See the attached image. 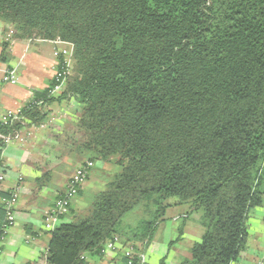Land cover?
<instances>
[{
    "label": "trees",
    "instance_id": "obj_1",
    "mask_svg": "<svg viewBox=\"0 0 264 264\" xmlns=\"http://www.w3.org/2000/svg\"><path fill=\"white\" fill-rule=\"evenodd\" d=\"M0 24L3 62L13 40L68 50L56 56L49 85L0 120V134L11 137H0L6 173L8 142L61 104L67 115L48 133L46 164L68 156L87 171L72 192L75 171L44 213L45 264H93L107 253L148 264L168 209L180 205L201 212L204 228L180 264H234L251 210L264 206V0H0ZM98 163L119 170L77 214L73 202ZM15 190L0 191V254L12 226L3 199ZM138 207L144 218L125 223ZM116 239L119 249L109 250Z\"/></svg>",
    "mask_w": 264,
    "mask_h": 264
},
{
    "label": "crops",
    "instance_id": "obj_2",
    "mask_svg": "<svg viewBox=\"0 0 264 264\" xmlns=\"http://www.w3.org/2000/svg\"><path fill=\"white\" fill-rule=\"evenodd\" d=\"M4 38L3 26L0 24V58ZM9 49L8 61L0 60V120L8 111L17 110L31 100L35 90L46 88L54 78L58 62L54 54L56 47L51 42L42 44L39 41L13 40ZM7 69L17 71L18 83L2 80ZM49 108L52 111L49 119L58 118L59 121L66 117L61 115V104L52 103ZM50 130L51 127L45 124L25 129L21 132L24 140L20 137L12 139L2 151V162L7 173L5 190H14L17 186L20 188L19 199L14 206L16 223L7 229L0 264H45L43 254L50 236L44 229V213L66 188L78 166L68 156L58 163L46 164L48 156L44 151ZM107 166L102 163L98 169L103 171ZM44 171L50 172V175L39 184L36 179ZM93 171L82 193L73 202L77 214L83 211L82 198L94 176ZM200 216L199 212L191 214L188 205L170 207L167 211L169 221L161 224L150 246L148 264H159L163 257H166V264H180L204 232ZM180 226H183L182 239L170 248L169 242L178 235ZM248 231L246 246L234 264H258L264 255V206L251 210ZM93 264H123V259L121 255L107 253L94 257Z\"/></svg>",
    "mask_w": 264,
    "mask_h": 264
},
{
    "label": "rangeland",
    "instance_id": "obj_3",
    "mask_svg": "<svg viewBox=\"0 0 264 264\" xmlns=\"http://www.w3.org/2000/svg\"><path fill=\"white\" fill-rule=\"evenodd\" d=\"M8 39L10 38L9 36L7 37ZM31 41V40H30ZM39 41L40 43L44 44V43H47L48 41H45V40H37ZM55 46V45H54ZM56 48H58L57 46H55ZM55 50L57 49H54V54H55ZM60 50V48H59ZM68 59V62H69V69H73V59L71 58V55L69 53V57L67 58ZM9 69L5 70L4 73H3V76H2V80L6 83H12V84H16L18 83V74H17V71L12 69L13 71V75H14V81H5L4 80V77H5V73L8 71ZM65 105V104H64ZM64 106H62V109H61V115H63L64 117L67 115V110L66 108H63ZM58 120L53 118V119H48L47 121H45L43 124H45L46 127H52L53 124ZM21 133L20 135L18 134V137L19 139L21 140H24L25 138L24 137H21ZM24 138V139H23ZM101 164H97L96 168L94 169V176L91 180V182L89 183L88 185V189L84 192V195H83V200H82V205H83V212H86L90 209L91 207V202H92V199H93V196L95 194V191H100V190H104L105 189V183L115 174V172H117L119 170V167L116 165V164H110L109 166H107V168L105 170H101V169H98L100 167ZM76 171V169L73 171V173ZM100 180V181H98ZM86 209V210H85ZM201 212H199V216H200ZM198 215V214H197ZM196 217V216H194ZM142 218H144V213H143V210L138 207L137 209H135L134 211L130 212L124 222L125 223H129V224H135L137 223L138 221H140ZM192 225V224H191Z\"/></svg>",
    "mask_w": 264,
    "mask_h": 264
},
{
    "label": "built area",
    "instance_id": "obj_4",
    "mask_svg": "<svg viewBox=\"0 0 264 264\" xmlns=\"http://www.w3.org/2000/svg\"><path fill=\"white\" fill-rule=\"evenodd\" d=\"M59 53H63V54H68V50L67 49H61V50H57L55 52V55H59ZM4 80L5 81H14V75H13V71L12 69H9L6 73H5V77H4ZM19 112V109L17 110H11V111H8L3 117L2 119L7 121L8 117H12V116H16ZM0 137L4 138L6 141H9L11 137L9 136H4V135H1L0 134ZM18 137V136H16ZM91 165V163L89 164ZM86 168H80L76 171V173L74 174L73 178H72V181H71V184L70 186L72 187V192H75V188L73 187V184L74 183H77V184H81L83 183L85 177H86ZM7 179V174L4 172L3 168L0 166V191H3L4 190V184H5V181ZM70 198H71V195H69L67 198L65 199H60L58 202H57V208H58V212H65L67 211V205L70 201ZM17 200H18V188L16 187V190L13 192V195L10 197V198H6V199H3V201L5 202V204L7 205L8 207V224L9 225H13L15 224V215L13 213V211H11V209L13 210L14 206L16 205L17 203ZM52 225V221H51V217L47 218V227H51ZM116 243L114 242H111L108 244V249L109 250H112V251H115L117 249H119V244H118V239H116ZM132 251V249H130L129 251H127L128 253H130ZM0 252H1V249H0ZM258 264H264V255L263 257H261L259 259V261L257 262ZM129 264H132V261H129Z\"/></svg>",
    "mask_w": 264,
    "mask_h": 264
}]
</instances>
